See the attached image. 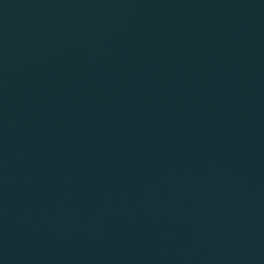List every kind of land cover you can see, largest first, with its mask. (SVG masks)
Instances as JSON below:
<instances>
[{"label": "water", "instance_id": "1", "mask_svg": "<svg viewBox=\"0 0 264 264\" xmlns=\"http://www.w3.org/2000/svg\"><path fill=\"white\" fill-rule=\"evenodd\" d=\"M0 264H264V0H0Z\"/></svg>", "mask_w": 264, "mask_h": 264}]
</instances>
